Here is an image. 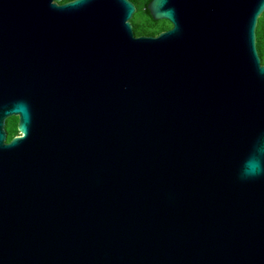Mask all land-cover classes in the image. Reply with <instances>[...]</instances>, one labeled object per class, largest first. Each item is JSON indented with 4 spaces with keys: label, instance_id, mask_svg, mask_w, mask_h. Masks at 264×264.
Listing matches in <instances>:
<instances>
[{
    "label": "water",
    "instance_id": "95a60500",
    "mask_svg": "<svg viewBox=\"0 0 264 264\" xmlns=\"http://www.w3.org/2000/svg\"><path fill=\"white\" fill-rule=\"evenodd\" d=\"M145 8L0 0V264H264V0Z\"/></svg>",
    "mask_w": 264,
    "mask_h": 264
},
{
    "label": "trees",
    "instance_id": "16d2710c",
    "mask_svg": "<svg viewBox=\"0 0 264 264\" xmlns=\"http://www.w3.org/2000/svg\"><path fill=\"white\" fill-rule=\"evenodd\" d=\"M66 1V0H62ZM135 5V12L130 20L134 35H156L160 31L166 30L171 27V24L166 19H152L150 14L146 11L145 4L148 0H130ZM140 16L143 17L140 20ZM256 48L261 59L264 63V11L258 18L256 26ZM16 117L7 118L5 120V130L7 133V140L16 132Z\"/></svg>",
    "mask_w": 264,
    "mask_h": 264
},
{
    "label": "flooded vegetation",
    "instance_id": "af4514ba",
    "mask_svg": "<svg viewBox=\"0 0 264 264\" xmlns=\"http://www.w3.org/2000/svg\"><path fill=\"white\" fill-rule=\"evenodd\" d=\"M66 1H67V0H66ZM62 2H64V1H62ZM12 117H16V123H15V125H16V126H15V127H16V132H15L14 135H17V134H19L18 129H17L18 117L15 116V115H11V116H9L8 118H12ZM14 135H12V137H13ZM12 137H11V138H12ZM11 138H10V139H11ZM10 139H9V140H10Z\"/></svg>",
    "mask_w": 264,
    "mask_h": 264
},
{
    "label": "rangeland",
    "instance_id": "374dc122",
    "mask_svg": "<svg viewBox=\"0 0 264 264\" xmlns=\"http://www.w3.org/2000/svg\"><path fill=\"white\" fill-rule=\"evenodd\" d=\"M141 18L143 19V17H142V16H140L138 19L140 20Z\"/></svg>",
    "mask_w": 264,
    "mask_h": 264
}]
</instances>
